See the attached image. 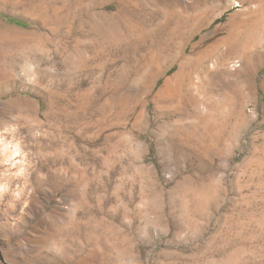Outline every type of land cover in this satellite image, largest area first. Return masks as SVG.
Masks as SVG:
<instances>
[{"label":"rangeland","instance_id":"rangeland-1","mask_svg":"<svg viewBox=\"0 0 264 264\" xmlns=\"http://www.w3.org/2000/svg\"><path fill=\"white\" fill-rule=\"evenodd\" d=\"M30 1L0 0V131L38 137L0 264H264V0Z\"/></svg>","mask_w":264,"mask_h":264},{"label":"bare ground","instance_id":"bare-ground-1","mask_svg":"<svg viewBox=\"0 0 264 264\" xmlns=\"http://www.w3.org/2000/svg\"><path fill=\"white\" fill-rule=\"evenodd\" d=\"M1 1H5V0H1ZM42 3H40V1L38 2L37 0L30 1L29 2V8L31 9L30 11L36 12V13L37 12L43 13L41 12ZM44 5H45V2H44ZM1 7L2 6L0 4V8ZM40 17L44 18L42 16ZM0 53L2 54L1 50H0ZM180 68H182V63L180 64ZM168 83L169 82H167L166 85H168ZM22 112L23 110L21 109V105H19L17 109L18 114L14 122L9 123L8 126L3 129L4 132L0 131V160L10 161L11 157H16L18 156V154L20 155L19 143L25 142L27 143V145H29L30 141H33L38 138L34 134V131L37 128L36 120L31 122L25 119ZM21 138L23 139V141H19ZM36 149L37 147L34 148V150ZM36 153L39 155L40 152L37 151Z\"/></svg>","mask_w":264,"mask_h":264},{"label":"built area","instance_id":"built-area-1","mask_svg":"<svg viewBox=\"0 0 264 264\" xmlns=\"http://www.w3.org/2000/svg\"><path fill=\"white\" fill-rule=\"evenodd\" d=\"M238 65H239V64H238L237 61H232V62L230 63V67H232V68H236Z\"/></svg>","mask_w":264,"mask_h":264}]
</instances>
